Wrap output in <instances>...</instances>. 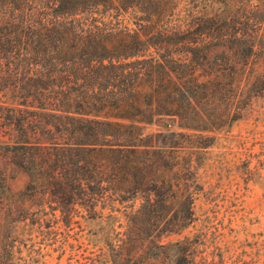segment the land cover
Wrapping results in <instances>:
<instances>
[{
    "label": "trees",
    "instance_id": "trees-1",
    "mask_svg": "<svg viewBox=\"0 0 264 264\" xmlns=\"http://www.w3.org/2000/svg\"><path fill=\"white\" fill-rule=\"evenodd\" d=\"M251 7L262 2L0 0V146L15 163L39 164L64 221L80 203L89 217L124 219L114 244L123 257L136 256L131 243L182 233L197 197L183 141L144 124L170 115L201 128L203 99L244 95L264 44V14ZM186 243L159 245H177L172 264H199ZM0 264H26L12 240L0 242Z\"/></svg>",
    "mask_w": 264,
    "mask_h": 264
},
{
    "label": "rangeland",
    "instance_id": "rangeland-1",
    "mask_svg": "<svg viewBox=\"0 0 264 264\" xmlns=\"http://www.w3.org/2000/svg\"><path fill=\"white\" fill-rule=\"evenodd\" d=\"M256 2L262 7L251 9L263 16L264 0ZM258 54L250 57L249 83L239 100L227 91L201 101L195 118L201 128L170 115L144 124L146 133L167 139L175 133L183 141L179 160L189 168L187 182L197 197L195 220L182 233L131 243L136 256L123 257L114 244L126 237L124 219L89 217L80 203L71 222L64 221L58 198L45 191L39 164L32 170V163H15L0 146V196L9 197L0 202V242L12 240L16 260L26 264H172L177 245L159 243L187 237L199 264L204 258L205 264H264V83L256 78L258 71L264 75V44Z\"/></svg>",
    "mask_w": 264,
    "mask_h": 264
}]
</instances>
